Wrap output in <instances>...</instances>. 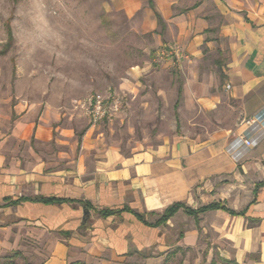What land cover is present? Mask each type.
Wrapping results in <instances>:
<instances>
[{"label": "crops", "instance_id": "obj_1", "mask_svg": "<svg viewBox=\"0 0 264 264\" xmlns=\"http://www.w3.org/2000/svg\"><path fill=\"white\" fill-rule=\"evenodd\" d=\"M167 1L156 10L160 32L183 53L174 63L175 132L124 153L92 128L78 141L29 107L0 132V254L42 235L43 264H100L162 251L170 236L177 246L208 244L225 262L264 264V122L239 124L264 108V0ZM240 132L257 144L244 146ZM52 138L66 150L36 153ZM176 202L234 213L209 209L195 219L180 208L148 225Z\"/></svg>", "mask_w": 264, "mask_h": 264}, {"label": "rangeland", "instance_id": "obj_2", "mask_svg": "<svg viewBox=\"0 0 264 264\" xmlns=\"http://www.w3.org/2000/svg\"><path fill=\"white\" fill-rule=\"evenodd\" d=\"M162 1L0 0V132L30 107L35 120L69 127L78 141L92 128L124 153L174 133L170 103L181 79L176 62L159 54L174 45L154 16ZM94 91L117 96L119 107L91 126L77 102ZM61 149L53 138L35 148L45 157ZM41 239L21 237L17 248L0 254V264H43ZM165 245L100 264H232L201 242L177 246L169 236Z\"/></svg>", "mask_w": 264, "mask_h": 264}, {"label": "built area", "instance_id": "obj_3", "mask_svg": "<svg viewBox=\"0 0 264 264\" xmlns=\"http://www.w3.org/2000/svg\"><path fill=\"white\" fill-rule=\"evenodd\" d=\"M159 54L162 57H169L175 62H179L183 58V53L176 45L164 46ZM77 106L83 112L91 126H94L104 118H109L119 107L117 96L111 95L107 91H94L88 93L85 97L77 102ZM264 122V108L258 110L250 116L242 118L239 122L241 126L249 128L261 125ZM237 138L246 147H254L257 144L255 138L247 136L246 133L240 132Z\"/></svg>", "mask_w": 264, "mask_h": 264}, {"label": "trees", "instance_id": "obj_4", "mask_svg": "<svg viewBox=\"0 0 264 264\" xmlns=\"http://www.w3.org/2000/svg\"><path fill=\"white\" fill-rule=\"evenodd\" d=\"M150 6L152 7V5H150ZM153 11H154V15L156 17L157 23L160 25L161 29H163L164 22L162 20V17L160 16V14L156 10L153 9ZM10 36H11V34H10V30L8 28V39L9 40H10ZM2 52H3V50H2ZM39 200L42 202L53 201V199H49V198H40ZM180 208H183L188 215H193L195 217V219H197V216H196L197 213L205 211V210H209V209H222V210L228 211L229 213H232V214L234 213L232 210H229L228 208H226L224 205H222L220 203H211V204H208L206 206H202L196 210H192L190 208L185 207L182 203L176 202V203H173L170 206H168L164 210L163 214L159 217V219L157 221H155L154 223H150L148 225L155 227V226L164 224ZM100 213H101V215L105 216V215L111 214L112 211H102ZM223 261H225V260H223ZM70 264H85V263L84 262H73Z\"/></svg>", "mask_w": 264, "mask_h": 264}]
</instances>
